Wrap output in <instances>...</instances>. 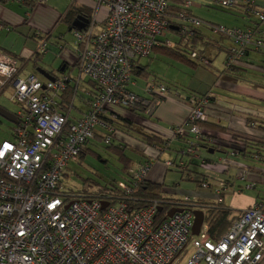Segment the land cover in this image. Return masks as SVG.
Instances as JSON below:
<instances>
[{"label":"built area","instance_id":"1","mask_svg":"<svg viewBox=\"0 0 264 264\" xmlns=\"http://www.w3.org/2000/svg\"><path fill=\"white\" fill-rule=\"evenodd\" d=\"M94 1L107 13L97 33L92 26L72 30L75 75L68 71L51 75L52 79L33 74L19 77L25 64L0 54V95L10 88L9 100L18 105L11 137L0 141V264H264V197L241 208L215 240L207 233L203 208L193 206L188 197L176 199L171 208L181 211L167 216L169 208L157 224L160 199L132 206L134 189L147 180L154 161L173 141L184 143L177 150L179 170L186 169V158H197L204 170L233 172L214 185L208 177L201 178L200 186L219 204L229 187L241 193L257 183L264 185L262 151L256 150L250 159L242 158V150L235 147L217 160L199 153L201 143H213L204 138L201 126L209 119L213 99L209 91L182 98L189 108L185 120L163 144L150 146L149 154V148L145 150L146 161L127 169V177L114 183L116 193L82 194L66 201L62 191L68 165L78 160L82 148L96 135L107 144L115 134V127L101 119L107 107L149 115L156 101L168 96L169 89L154 78L145 81L140 94L129 89L135 84L133 75L141 58L149 57L154 46H173L168 38L163 39L167 33L182 38L191 35L188 25L208 26L212 33L230 40L223 61L224 69L230 70L241 63L250 47L264 48V9L254 0H203L223 10L242 7L255 18L252 26L239 28L205 23L189 14L191 0H179L176 16L168 15L172 0ZM35 36L37 57L46 53L47 39L39 32ZM189 57L199 64L210 63L196 51L189 52ZM86 81L92 86L80 88ZM67 91L72 93L71 101L64 102ZM78 92L87 110L72 118L70 110ZM164 163L171 166L169 159ZM160 192L166 195L171 190L162 186ZM195 210L204 216L197 235L192 234Z\"/></svg>","mask_w":264,"mask_h":264},{"label":"crops","instance_id":"2","mask_svg":"<svg viewBox=\"0 0 264 264\" xmlns=\"http://www.w3.org/2000/svg\"><path fill=\"white\" fill-rule=\"evenodd\" d=\"M29 2H31V0H27L26 2H20L17 0H0V24L3 26V28L0 30V54L16 58L18 62H20L21 64H25L24 66H26V64H28L30 61L33 63L37 61V63L40 64V67L44 69V71L47 72V74L50 76L56 75L54 74L56 70L59 72V74H61L62 72H68L72 69L76 61L75 48L71 46V49H66V44L61 41L62 35L59 33L55 36L56 30L62 23L66 26H69V22L64 19L65 12L72 6L85 8V13H87L89 19H87V22L85 20L81 21V24H83L82 29L86 28L87 26H92L93 33H97L102 28L103 20L107 13L106 8L98 6L94 0H46V2L44 3ZM255 2L259 7L264 9V0H255ZM227 12L231 14L228 15L230 17V20L223 21L224 23L222 24H224V26L243 28L245 26L251 25L254 21L253 17H248L247 15H245L240 10V8H236L232 11ZM73 22L74 21L71 20L72 26ZM7 27H9L10 30H7ZM74 29L81 30L78 29L77 26H75ZM261 31L262 37L264 38V24L261 25ZM36 32L43 34L47 39L46 53L44 55H38L37 57L35 55L38 45V37L35 36ZM202 32L206 33L207 31L205 29H202ZM23 37H25L24 40ZM28 39L31 44H29L30 42L28 41ZM50 41H52L53 46H55V48H53V52L55 53L54 58H58L61 61L57 69H54L53 66L55 65V59L51 60L48 57L49 52L52 53L49 47ZM229 45H231V43L228 39L216 37L214 45H210L206 47V49L208 50V52L212 50L211 47L218 50H223V54L225 56L226 48ZM161 48L162 47L159 46L156 47L153 51L154 53H152L150 57L154 58L155 52L162 51ZM207 56L212 61L211 56ZM263 57L264 49H262L261 51H255L250 47L246 57L241 61L239 65L243 70H246L248 67H255L253 63L255 61H261ZM46 58H48V60H45ZM141 60L142 59L139 60L136 72L133 75L135 84L129 86L130 90L139 94L141 93V88L143 85L139 86L140 92L135 90V87H138V83L135 77L138 75L142 76V74L145 73V71H142V69L141 71H139L140 67L144 66ZM192 65L195 68H198L196 64L193 63ZM219 71L220 72L216 77L217 79H215V81L212 83L213 86L209 87L206 90H194L196 92H201L198 94H204L208 91L213 94L212 105H210L208 111L209 119L206 121L208 125L205 128H203L202 126L204 137H209L211 139L221 138L222 140H224L229 137V133L233 132L254 136L259 135L261 136V138H264L263 131L261 132L259 130L257 131L256 129L250 128L251 122H247V118L254 117L256 119H259L257 118V115L264 118V111L262 109L251 110V108H249L243 100L244 97H251L252 89L243 86L241 83H238L239 80L234 78L233 76L222 72L223 69ZM40 78H45V76H42ZM86 83L87 84L80 86V88L89 87L90 85L92 86L91 82L86 81ZM213 89H220L221 91L219 90V92H215L213 91ZM81 95L82 94L80 92V94H78L77 97H75L73 100V105L70 110V117L72 118L80 117L87 110V105ZM190 95L192 94L187 92L182 95L184 97H180V94H178L177 96H170L168 94V96L156 101L153 111L149 115L141 110H128L124 108L109 106L106 108V112H104L101 119L103 121L111 123L115 127L116 132L113 136L119 138V144L122 145L124 142V144L126 145H132L135 142V146L140 150L141 155H144V153L147 152L149 154L152 151L150 148V146L152 145H149L148 143L142 141L140 135L141 133H137V137L132 138L129 132L133 131L135 133L140 129L145 134L157 135L160 136L161 139H169L173 129L179 126L187 117L189 108L186 102L182 100V98ZM228 95L236 96L238 97V99H233ZM71 96L72 93L67 91L64 93L62 99L64 102H69L71 101ZM259 97L264 98V96ZM77 98H79L78 102L74 103ZM260 120L263 119L260 118ZM210 123L214 125L218 124L219 126H221L220 128H224L226 132L217 131V129L209 127ZM126 126L130 127V131ZM170 145L172 146L174 151H176L179 148L183 147L184 143L173 141ZM146 149H148L147 152H145ZM202 150L206 151L211 156L214 155V151L210 152V150L207 151V149H204L202 147L199 151L200 154ZM167 152L170 153L169 151ZM220 153L221 156L226 154L224 152ZM201 156L209 160H217L221 158V156H214L213 158L206 157L202 154ZM193 164L194 162L192 161L190 166L192 167ZM156 170H158L157 167ZM153 175L155 174H152L151 176L148 175L147 180L156 183V181H152V178H155L156 180V175ZM232 175L233 172L230 174V177H232ZM202 176L208 177L212 185L217 183V181L219 180H214L213 177L207 175L206 173H203ZM259 181H261V179H259ZM262 186L264 185L258 183L255 188V190H258L257 196H251L249 200L245 201V203H243L242 205L251 204L258 197V195L259 199L263 198L264 195H261L262 189H259V187L262 188ZM243 191L241 193H243ZM199 198L207 200L203 197Z\"/></svg>","mask_w":264,"mask_h":264},{"label":"rangeland","instance_id":"3","mask_svg":"<svg viewBox=\"0 0 264 264\" xmlns=\"http://www.w3.org/2000/svg\"><path fill=\"white\" fill-rule=\"evenodd\" d=\"M189 9L195 16L201 18L204 21L222 24L224 23L223 21L230 20L228 15L231 14L229 12L209 5L206 2H203V0H191ZM200 28L207 30L204 27ZM59 33L62 35L61 41L66 44V49H71V46L75 48L76 39L73 36V32L68 30V26L62 23L56 30L55 36ZM204 37V42H209V40L215 41L217 36L211 34L208 31ZM24 38L25 37H23V40ZM164 38H168L173 43L174 47L172 46L169 48L173 51H180V48L184 46L180 36L176 33H167L166 37H163V39ZM179 42H181L183 45L180 46V48L178 46ZM29 44H31V42ZM206 46V44L199 42L192 47L197 52H201L203 50L202 52L206 56H211L212 61L206 65L199 64L190 59V51L189 49H184V47L182 48L184 53L181 51L183 56L175 55L171 52L157 51L155 52L154 58L150 56L141 58V62L145 67V73L142 74V76L138 75L135 77L138 83V87H135V90L140 92L139 86L143 85L146 79L150 81L153 78L164 84L169 89L168 94L170 96H177L180 94V97H184L182 95L185 92L190 94H198L201 92H196L194 90H206L213 86L212 83L215 81V79H217L216 77L220 72L219 70L223 69L224 54L223 50H218L213 47H211L212 50L208 52ZM49 47L52 53L49 52L48 57L51 60L55 59V65L53 66L54 69H57L61 61L58 58H54L55 53L53 52V48H55V46H53L52 41H50ZM188 47L191 49L190 45ZM45 60H48V58ZM191 61L195 63L198 68H195L191 64ZM38 65L40 66V64ZM253 65L255 67H248V70L246 69L240 73L241 80H239L238 83H241L243 86L252 89L251 97L243 98L247 106L251 108V110L262 109L264 111V98L259 97L264 96V57L261 59V61H255ZM69 71L72 75L77 73L76 67H73ZM28 74L42 77V75L36 71L35 65L31 61L26 64L24 69L20 72L19 77H26ZM54 74L58 75L59 72L56 70ZM219 90L220 89H213L215 92H219ZM10 93L11 89L7 88L0 95V107L14 114L18 110V105L9 100ZM78 93L80 94V92ZM228 96L233 99H238L236 96ZM78 100L79 98H77L74 103H77ZM12 127V122L0 117V141L3 139H9L11 137ZM98 133L101 134V132ZM129 134L132 138L137 137L133 131H130ZM118 139V137L112 136L110 143L107 144L101 139L98 140L94 138L91 140L86 145L85 153L79 157L78 160L71 161L69 163L67 170L68 176H66L62 181V191L67 193L66 190L72 189L73 193L71 194H77L79 192H83V190L87 188L90 192L89 195H95L91 192L95 191L98 187L112 185L116 183V181L122 179L125 174L124 170L128 163H130L127 165L128 167H136L140 163H143V161L147 160L148 157L141 155L140 150L135 146V142L132 145H126L123 142L124 145H121L119 144ZM173 150L174 149L171 146L170 153L166 151L158 155V160L155 161L153 169L149 173V176L152 174L156 175V180L155 178H152V181H156V183L159 184L163 183V187L170 189L171 192L166 193L168 197H173L176 199L188 197L191 201L197 200L199 197H203L207 200H210L209 204H219L215 197L210 194L208 189H204L200 186L199 180L203 177V173L213 177L214 180H223L228 178L232 171L228 174H223L215 170H204L201 168V166H198L197 158L193 159L194 164L192 167H189L190 171L181 173L174 166L170 167L169 169V167L165 166L163 160L166 158H174L175 153ZM201 154L212 158L214 156H221V153L218 151L214 152V155L212 156L204 150L201 151ZM221 157H224V155ZM156 167L158 170H156ZM85 182L88 183L89 186L85 184ZM236 183L237 182H235V185H237ZM233 189L234 187H229L224 192L223 204L237 209L238 211L241 208L247 207L248 204H242L245 203V201H248L251 196L257 195L258 191L247 189L244 190L243 193H233ZM259 189H262L261 195H264V186H262V188L259 187ZM203 210L206 216L209 208H203Z\"/></svg>","mask_w":264,"mask_h":264},{"label":"trees","instance_id":"4","mask_svg":"<svg viewBox=\"0 0 264 264\" xmlns=\"http://www.w3.org/2000/svg\"><path fill=\"white\" fill-rule=\"evenodd\" d=\"M23 1L26 2L27 0H23ZM31 2H37V1L36 0H31ZM31 2H29V3H31ZM178 3H179V0H172L170 2L168 15L176 16V14L180 11V9L178 8ZM255 4H257V3L255 2ZM239 8L248 17H253L244 8H242V7H239ZM224 11H229V10H224ZM188 13L193 15V16H195L191 12L190 9H188ZM77 15H81L82 17H84V18L86 17V19H89V16L87 15V13H85V8L73 7V6L70 7L65 12L64 19L67 22H69V26L68 27L71 28V31L74 30V27L72 26L71 20H74V18ZM195 17H197V16H195ZM197 18H199V17H197ZM204 22L205 23H209V24H214V23L208 22V21H204ZM254 22H255V18H254V21H253V23L251 25H248V26H245V27L252 26L254 24ZM188 26H189V31H191V35L190 36H188V35L182 36L181 40L183 41L184 46L182 45L181 42L178 43V46H179V48H180V46H183L184 49H189L190 52L196 51L192 47L197 42H202V43L206 44L207 45L206 47H208L210 45L211 46L214 45V40H209V42H207V41L204 42V38H205L204 36H205V34L208 33V31L211 34H213V35H215L217 37L225 38L223 36L216 35V34L212 33L210 28L208 26H206V25H201V26L188 25ZM200 27H204L208 31L206 30L207 32L203 33L202 32L203 28L200 29ZM239 28H241V27H239ZM225 39H227V38H225ZM189 45H190L191 49L188 47ZM229 46L226 48L225 55L227 53V49L229 48ZM156 47H158V46H154L152 52L154 51V49ZM159 47H162L161 48L162 51L171 52V53H174L175 55L183 56V54H181V51L183 50L182 49L183 47L180 48V51H178V50H174L173 51V50L169 49L168 47L166 48L165 46H159ZM262 49H264V48H262ZM262 49H260L258 51H261ZM202 51L201 52L198 51V53L204 54ZM182 52L184 53V51H182ZM224 58H225V56H224ZM37 59H39V58H37ZM209 61L211 62L210 58H209ZM194 62H196V61H194ZM34 63H35L34 65L38 64L37 61H35ZM192 64H193V62H192ZM141 69H142V71H145V67L144 66H141L139 71H141ZM241 70H243V69L240 67V65H234L230 70H225L224 67H223V71L222 72H224V73H226V74H228L230 76H233L234 78H236L238 80H241L240 79L241 78L240 73L242 72ZM257 118H259V119H256L254 117L247 118V122H252L253 125H254V129H256L257 131L259 130L261 132L262 131L264 132V118H262L259 115H257ZM260 118L263 119V120H260ZM207 125H208L207 122H203L201 124V126H203V127H207ZM209 127L217 129L218 131H221V132L222 131L226 132L225 129L224 128H220L221 126H219L218 124L214 125V124L210 123ZM127 128H128V130H130V127H127ZM137 133H141L140 135H141L142 141H144L145 143H148L149 145L160 146L164 142L163 138L161 139L160 136L145 134L140 129L135 132V134H137ZM202 134H203V132H202ZM203 136H204V134H203ZM207 136H209V135H207ZM95 138L98 139V140H100V139L102 140V137L100 135H96ZM204 138L208 139L209 137H204ZM209 139H211V138H209ZM212 141H213L212 145H206V144H202L201 143L200 147H202L204 149H207V151L212 150L214 152L220 151V152H224V153H227L228 149H230L232 147H235L237 149H241L242 150V152H243V154H242L243 157L242 158H244V159H250L249 157H251V155L256 150L262 151V153L264 152V138H261V136H259V135H255L254 136V135L238 134V133L231 132V133H229V137L224 139V140H222L221 138H216V139L213 138ZM85 149H86V146H84L82 148L79 157H81L85 153ZM200 150H201V148H200ZM166 151L171 152V148H169L167 150H164L163 152H166ZM174 152H175V157L174 158H167V159H169L171 161V166H169V169H170V167L174 166L181 173H184L186 171H190L189 167L191 165V162L193 161V158H186V163L185 164L187 165V167H186V169L184 171H182V170H179V166H178V163H177L178 160L181 159V156L178 155L177 150L174 151ZM176 153H177V155H176ZM262 159H263V155H262ZM262 159L259 161V163L262 161ZM165 160L166 159H164V161ZM263 163H264V160H263ZM126 164H127V162H126ZM128 164H130V163H128ZM127 165H126V168L124 170L125 174H124L123 178L127 177L126 176L127 169L130 167V166L128 167ZM250 166L253 167V165H250ZM66 176H68L67 173L64 174V178ZM200 181H201V178L199 180V183H200ZM85 184L88 185V183H86V182H85ZM163 185H164L163 183L159 184V183L151 182L149 180H145L143 183L139 184L134 189L133 194H132V198H133L132 200H134V202L132 203V206H134V207L143 206V205H145L146 202H148L152 198L160 199L162 208H161V211H159L157 213L156 217H155L156 224L165 217L166 211L169 208L172 207L173 203L176 200V198L168 197V196H166L164 194H161L160 189H161V187ZM114 187H115V184L107 185V186H104V187H98L95 191H93L91 193L98 194L100 192H106V191H110V192H115L116 193V190H115ZM255 188H253V190H255ZM66 192L67 193L63 192V194L66 195V197H67L66 201H70L72 197L81 196L82 194H90V192L88 191L87 188H85L83 190V192H79L77 194H71V193H73L72 189H68V190H66ZM258 198H259V195H258V197L256 199H258ZM191 203H192L193 206L197 207L198 209L209 208V211L207 212L204 220H205V223L207 225V233H208L209 237L211 239H214V240L219 238L220 235L222 233H224L229 228L231 222L239 214V211L237 209H234V208H232V207H230L228 205H225L223 203H220V204H209L210 201L207 202L206 200H203L201 198H197V200H193V201H191Z\"/></svg>","mask_w":264,"mask_h":264},{"label":"water","instance_id":"5","mask_svg":"<svg viewBox=\"0 0 264 264\" xmlns=\"http://www.w3.org/2000/svg\"><path fill=\"white\" fill-rule=\"evenodd\" d=\"M86 21L87 19L82 17L81 15H77L74 18V22H73V26L75 28V26H77L78 29H82L83 24H81V21ZM69 31L71 30V28L68 29ZM35 64V63H33ZM39 64V63H38ZM38 64L35 65V69L36 71L41 74L42 76H45L46 78L52 79V77L50 75L47 74V72L44 71V69H42ZM0 117L4 118L5 120L15 123V117L14 114L9 112L8 110L0 107ZM210 152H212V150H210ZM67 207V205L65 206ZM181 211V208H171L168 212H167V216H170L171 214H173L174 212H178ZM203 212L201 210H195L194 211V223H193V227H192V234L193 235H197L199 233V229L200 226L203 222Z\"/></svg>","mask_w":264,"mask_h":264}]
</instances>
